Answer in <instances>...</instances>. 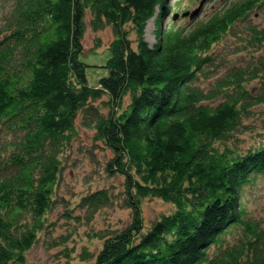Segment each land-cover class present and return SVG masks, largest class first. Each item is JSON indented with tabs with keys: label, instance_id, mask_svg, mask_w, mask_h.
<instances>
[{
	"label": "trees",
	"instance_id": "1",
	"mask_svg": "<svg viewBox=\"0 0 264 264\" xmlns=\"http://www.w3.org/2000/svg\"><path fill=\"white\" fill-rule=\"evenodd\" d=\"M10 3L0 27V264H25V251L45 227L80 112L82 124L113 151L108 170L125 176L136 203L128 227L101 235L92 264H264V229L241 204L243 186L264 175V130L245 152L233 145L251 107L264 103V54L213 88L194 85L214 65L212 46L260 0H240L190 28H157L153 44L145 27L153 16L160 26L167 0ZM87 13L94 30L111 24L115 34L108 74L96 85L80 57ZM243 33L248 44H264V27L248 23ZM252 80L257 84L248 88ZM220 94L223 101L204 104ZM147 196L175 209L141 232L138 202ZM110 200L99 189L79 205L94 212ZM237 228L242 238L229 244Z\"/></svg>",
	"mask_w": 264,
	"mask_h": 264
},
{
	"label": "rangeland",
	"instance_id": "2",
	"mask_svg": "<svg viewBox=\"0 0 264 264\" xmlns=\"http://www.w3.org/2000/svg\"><path fill=\"white\" fill-rule=\"evenodd\" d=\"M238 1L240 0H167L170 11L163 15L160 26L155 16L148 20L145 38L153 44L157 39V28L166 30L171 24L190 28ZM260 2L245 19L238 21L234 28L212 46L209 53L214 56V65L208 66V72L200 75L195 86L203 90L213 88L215 81L231 69L253 67L256 58L264 54V44H248L244 40L246 34L243 33L248 23L264 27V0ZM10 6V0H0V27ZM198 7L200 10L195 17L182 15L183 12H191ZM90 17L87 13L80 57L87 64L86 77L89 84L96 85L100 77L108 74L104 64L110 55L108 46L115 34L111 24L94 30ZM125 29L128 30L129 37L134 39L135 32L131 25L126 24ZM256 84V80L245 83L248 88L255 87ZM223 96L220 94L204 104L216 105L224 100ZM128 103L129 96L126 95L122 108L127 107ZM102 110L106 113L107 108ZM81 117L80 112L75 121L76 135L62 153L61 170L52 196L53 204L45 214V227L38 232L36 242L25 251V264H92L103 241L101 235L104 232L125 229L135 216L136 203L130 199L133 203L129 204L125 176L108 170L113 151L96 136L95 129L82 124ZM263 130L264 103L251 107L250 115L243 119V125L235 129L233 145L237 152H245L247 148L255 145ZM99 189L107 190L111 196L110 202L94 212H88L79 205L84 195ZM241 204L246 217L264 229V175H259L243 186ZM138 205L144 222L141 232H145L162 215L175 209L172 203L152 196L141 198ZM241 233L238 228L232 229L227 235L229 244H235L241 239ZM86 253L89 256L84 258Z\"/></svg>",
	"mask_w": 264,
	"mask_h": 264
},
{
	"label": "water",
	"instance_id": "3",
	"mask_svg": "<svg viewBox=\"0 0 264 264\" xmlns=\"http://www.w3.org/2000/svg\"><path fill=\"white\" fill-rule=\"evenodd\" d=\"M200 7H198L197 9L193 10V11H185L182 13L183 16L189 15L190 18L195 17L198 13H199Z\"/></svg>",
	"mask_w": 264,
	"mask_h": 264
}]
</instances>
